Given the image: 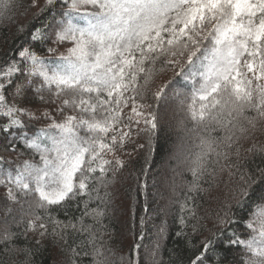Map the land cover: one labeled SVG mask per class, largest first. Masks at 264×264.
Segmentation results:
<instances>
[{
    "label": "snow or ice",
    "instance_id": "1",
    "mask_svg": "<svg viewBox=\"0 0 264 264\" xmlns=\"http://www.w3.org/2000/svg\"><path fill=\"white\" fill-rule=\"evenodd\" d=\"M57 4L62 5L58 13L62 23L53 32V43H70L67 54L55 56L56 49L49 48L53 59L45 60L30 48H23L19 60L0 68V119L6 120L0 123L4 151L11 155L20 142L40 158L39 162L16 161L0 155V185L6 188L11 203L31 197L29 207L47 214L26 213L31 218L24 227L25 238L29 233L38 235L39 245L49 235L63 240L71 229L82 236L83 243L69 246L66 264H77L82 255L91 256V264H115L111 258L115 253L102 250L103 244L96 243L98 233L94 229L105 213L99 206L90 208L89 202L107 199L109 193L105 191L102 197L100 191L111 183L109 172L115 176L126 166L118 158L105 159L107 154L115 155L135 145L141 134L148 135L151 150L158 118L151 105L140 102L145 99L151 79L152 68L146 64L154 65L163 58L164 64L180 67L176 76L185 80L199 77V87H194L188 106L191 119L198 124L214 122L230 133L237 127L247 131L245 124L255 128L257 123H264V0H46L41 12ZM7 7L8 0H0V8ZM77 17L86 18V24L76 23ZM32 39L46 40L49 36L37 29ZM172 84L169 81L153 93L156 102L164 98ZM45 91L56 99L65 97L59 110L71 108L75 114L66 115L60 122L53 120L29 136L23 116L29 120L51 117L37 116L18 104L30 102V93L45 103H55L56 99L45 100ZM125 109L130 111L125 113ZM81 131L85 135H80ZM233 136L234 133L225 139L232 141ZM219 147L215 140L202 137L200 151L184 161L192 181L183 188L173 183V195L185 197L181 203L182 227L176 235L187 238L196 250L189 264H208L207 253L216 243L215 238L226 233L225 251L231 245H244L251 253L244 264H264V192L245 221L253 234L244 240L231 227L236 223L232 205L241 207L255 194L256 181L251 177L241 175L222 203L213 239L197 245L185 231L189 225L192 234L199 231V218L189 201L195 204L193 194L204 191L200 180L212 174L211 154L227 158V153L217 151ZM227 147L231 149L232 144ZM261 177L264 182V170ZM85 196L88 199L83 202L84 211L74 218L75 222H63L50 214L54 206L63 207ZM6 212L10 213L11 208ZM186 216L190 219L186 220ZM85 217H91L94 223L87 224ZM164 231L162 224L158 235ZM15 239L16 233L7 227L0 231V241L5 246ZM141 247L130 246L129 252L119 257V264H139ZM159 247L157 240L150 253L153 258ZM29 254L30 249L25 251V255ZM226 259V255H217L216 264H226Z\"/></svg>",
    "mask_w": 264,
    "mask_h": 264
},
{
    "label": "trees",
    "instance_id": "2",
    "mask_svg": "<svg viewBox=\"0 0 264 264\" xmlns=\"http://www.w3.org/2000/svg\"><path fill=\"white\" fill-rule=\"evenodd\" d=\"M45 3L46 0H35V5L33 0H8V7L0 8V68L19 60V51L23 48H30L45 60L53 59V54L48 52L49 48L59 47L56 51L63 48L64 43H53L55 39L53 32L57 25L62 23L58 14L62 10V5L57 4L54 9L41 12ZM84 19L77 17L75 22L80 23ZM48 25L51 27H46ZM37 29H43L49 39L33 40L32 34ZM55 56L60 55L56 53ZM146 67L152 68L151 79L145 92V99L140 102L146 106L151 105V110L156 112L158 129L152 138L151 150L148 146V135L141 134L136 138L135 145H128L111 158L108 157L110 153L105 156V159L109 160L118 158L126 166L115 176L109 172L111 183L107 189L100 191L102 197L105 191L109 193L107 199L89 202L90 208L99 206L105 213L100 224L94 229L98 233L96 243L103 244L102 250L111 249L115 253L111 257L115 264H119V257L126 255L130 246L135 244L142 245L137 257L139 264H189L196 250L191 247L187 238L176 235L182 227L180 218L184 213L181 212V203L185 197L173 195L172 189L174 182L183 188L186 182L193 179L191 172L184 166L185 159L200 151L202 137L215 140L220 145L217 151L228 154L227 158L211 154L209 173L212 174L200 180L204 191L193 194L195 204L189 201V207L195 208L199 218L197 224L199 231L196 234H192L191 225L185 229L193 243L199 245L205 239H213L216 214L240 181L241 175L256 181L253 185L255 194L241 207L232 205L231 214L236 223L231 227L241 239L247 240L253 233L246 228L245 221L250 218L254 204L259 202V194L264 192L261 177V170H264V123H257L255 128L245 124L247 131L241 132L237 127L232 129L231 133L214 122L205 121L204 124H198L188 113L198 76L195 80H185L183 76H176L175 73L179 72L180 67L164 64L163 58L154 65L146 64ZM169 81H173L172 86L166 90L164 98L156 102L153 93ZM43 95L45 100L56 99L47 91ZM63 98L65 97L56 99L55 103H45L38 95L30 93V102L25 101L18 106L47 109L52 120L62 121L66 115L75 114L71 108L64 109L63 112L59 110ZM128 111L129 109H125V113ZM22 119L28 125L26 131L29 136L38 133L46 123H43L45 119L29 120L27 115ZM4 122L6 120L0 119V123ZM232 133L233 140L227 141L225 137ZM80 135L83 136L85 133L81 131ZM229 143L232 144L231 149L227 147ZM140 144L144 147L140 148L138 146ZM4 146L5 140L3 134H0V155L6 159L23 161L32 152L17 142L15 151L9 155L4 151ZM87 199L85 196L63 207L54 206L50 214L63 222L70 220L75 222L74 218L82 215L83 202ZM30 202L31 197L21 198L19 203H11L7 198L6 188L0 185V231L7 227L16 233L13 243L5 246L0 241V264H66L69 246L81 245L82 236L69 229L65 239L49 235L42 239L39 245L36 244V240L40 239L38 235L29 233L25 238L24 227L31 218L26 213L34 211L38 215H47L41 209L30 208ZM7 208H11L10 213L6 212ZM84 219L89 225L94 223L91 217ZM185 219L190 217L186 216ZM191 223L195 224L196 221ZM162 224L165 231L158 235ZM225 236L215 238L216 243L207 253L208 264H216L217 255H226V264H244L250 252L244 245H231L225 251ZM157 240L160 247L153 258L150 253L155 248ZM29 249L31 254L25 255V251ZM91 260V256L82 255L77 259V264H91Z\"/></svg>",
    "mask_w": 264,
    "mask_h": 264
},
{
    "label": "rangeland",
    "instance_id": "3",
    "mask_svg": "<svg viewBox=\"0 0 264 264\" xmlns=\"http://www.w3.org/2000/svg\"><path fill=\"white\" fill-rule=\"evenodd\" d=\"M80 24L81 26H84L86 24V18L78 23ZM71 47V44L70 43H67L65 42L64 45H63V48L59 51H55V54L57 53V55H66L67 54V49ZM59 48V47H57ZM56 48V49H57ZM198 80H199V77H198ZM197 80V81H198ZM199 87V83L196 84V87L195 88H198ZM23 108H26L30 113H35L37 116H39L40 114H46V115H49L51 117V113L49 112V110L47 109H43V108H30V107H23ZM130 111V109H129ZM43 119V118H41ZM46 121H44L43 123H45V125L42 126V128H46L48 125H50L53 120L50 118V119H45ZM57 122H60V121H57ZM112 156H116V153L115 155L113 154H109L108 157L111 158ZM37 158V159H36ZM39 155L34 153V151L32 150V152L24 159V160H30V161H33V162H39ZM249 256H251V253L248 255L247 259L249 258Z\"/></svg>",
    "mask_w": 264,
    "mask_h": 264
}]
</instances>
